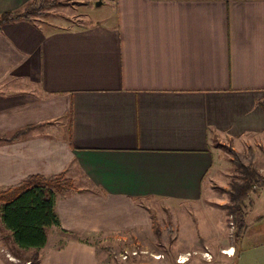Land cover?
Masks as SVG:
<instances>
[{
	"label": "crops",
	"instance_id": "1",
	"mask_svg": "<svg viewBox=\"0 0 264 264\" xmlns=\"http://www.w3.org/2000/svg\"><path fill=\"white\" fill-rule=\"evenodd\" d=\"M31 1L0 0V14ZM73 1L93 11L90 25L0 26V190L59 173L78 189L56 199L62 229L47 234L38 264H108L71 233L119 239L151 230L144 200L201 201L222 176L218 147L250 154L245 164L264 173V0ZM251 211L239 245L201 238L188 264H214L217 252L218 264H264Z\"/></svg>",
	"mask_w": 264,
	"mask_h": 264
},
{
	"label": "rangeland",
	"instance_id": "2",
	"mask_svg": "<svg viewBox=\"0 0 264 264\" xmlns=\"http://www.w3.org/2000/svg\"><path fill=\"white\" fill-rule=\"evenodd\" d=\"M55 2V5L44 10L45 13L43 16L35 18L38 24L44 27L49 26L57 29L83 28L90 25V20L92 19L89 15H92L93 11L82 5L80 1L55 0ZM99 10L101 14L105 13L104 9ZM217 149L218 152H220L222 163L218 160L219 157L215 158L213 168L219 170L222 168V176L214 180L215 185L212 187L211 191L207 190L209 184L207 182L205 183L204 189H206V194H203L201 201L189 204H170L155 199L144 200L141 205L146 208L148 216L151 217V230H149L148 227H135V229L124 230L117 236L119 239H114V236L105 237L102 235L96 238H84L80 234L78 235V233L72 232V239L84 242L87 245L95 246L98 250V255L103 253L104 256L109 259L110 262H108V264H131L133 262L159 264L155 262V259H168L169 261L174 259L176 264H188L193 261V257L194 259L198 257L196 255V249L201 246L199 244L201 238L204 242H208L211 248H213L215 244H221L228 239L239 245L242 237L238 236V232L234 233L235 224L233 223L232 216L228 214V208L226 209L223 206L230 202V196L225 190H230V188L237 183L240 184L239 178L241 171L238 165L236 166L234 164V157L229 148L218 147ZM249 155L250 154H240V157L237 156V158L241 159L243 161L242 163L245 164L244 160H247ZM245 165L254 169L260 176L264 177V173L261 175L258 172L259 166H256V164L248 163ZM223 183L227 185V188L224 189L219 187ZM261 187L263 188L264 186ZM255 188V190L248 194L249 197L243 206V211L245 213L252 210L247 215L249 221L254 220L249 222L250 227L254 225L257 226L258 223L264 225V220L259 222L254 219L256 218L255 216H264V213H258V211L264 212V190L258 185H255ZM222 200L224 202L221 203L220 201ZM221 216H225L223 221L221 220ZM242 227L239 228V231L242 230L243 232L245 227H243V229ZM51 229H53V226L46 228V235L50 233ZM62 235L65 236V234ZM246 236L247 240L251 239L249 234ZM1 244H3V247L0 251V261L4 264H6L3 260L4 255L6 258L17 261L15 264H28L26 259L35 251V249L21 251L13 248L12 241L9 237H6V231L3 229L0 222V245ZM41 248L42 247H40L39 250H41ZM133 250L138 252L136 255L137 257L130 254ZM125 252L128 253L127 258L122 260L120 255ZM179 254L184 255V257H189V260L178 263L176 259ZM155 255L160 257L158 258ZM219 255L220 254L217 252L214 264L223 262L221 260L222 257H219ZM113 261L115 263H112ZM228 262L230 264H234L235 262H237V264H242L240 256H236V258Z\"/></svg>",
	"mask_w": 264,
	"mask_h": 264
},
{
	"label": "trees",
	"instance_id": "3",
	"mask_svg": "<svg viewBox=\"0 0 264 264\" xmlns=\"http://www.w3.org/2000/svg\"><path fill=\"white\" fill-rule=\"evenodd\" d=\"M55 3V0H32L22 10L0 14V26L43 16L44 10ZM231 154L241 171L240 184L225 190L230 196V202L223 207L228 208V214L232 216L234 233H239V228L245 225L243 206L248 194L254 190L255 185L260 188L264 186V177L240 162L234 152ZM77 191L73 180L65 173L52 176L30 175L16 185L0 190V222L6 231V237L11 239L13 248L17 250L35 249L26 259L28 264H38V249L46 243V228H60L54 210L56 199Z\"/></svg>",
	"mask_w": 264,
	"mask_h": 264
},
{
	"label": "built area",
	"instance_id": "4",
	"mask_svg": "<svg viewBox=\"0 0 264 264\" xmlns=\"http://www.w3.org/2000/svg\"><path fill=\"white\" fill-rule=\"evenodd\" d=\"M253 188H254V190L256 189L255 187H253ZM223 252L228 253V252H226L225 249H224ZM127 254H128V253L125 252V253H123V254L120 255L121 258H122V260H124V259L127 258ZM130 254H132V255H137L138 252H137L136 250H133ZM196 254H197V251H196ZM201 254H202L201 256H202L203 258L207 259V260H209V259L212 258V256L209 254L208 251H203ZM155 256L158 257V255H155ZM188 256H189V255H188ZM159 257H160V256H159ZM159 257H158V258H159ZM188 258H189V257H184V255L179 254L176 260H177L178 263H183V262H186V261L188 260Z\"/></svg>",
	"mask_w": 264,
	"mask_h": 264
},
{
	"label": "water",
	"instance_id": "5",
	"mask_svg": "<svg viewBox=\"0 0 264 264\" xmlns=\"http://www.w3.org/2000/svg\"><path fill=\"white\" fill-rule=\"evenodd\" d=\"M100 5V1L95 3V6H99Z\"/></svg>",
	"mask_w": 264,
	"mask_h": 264
}]
</instances>
